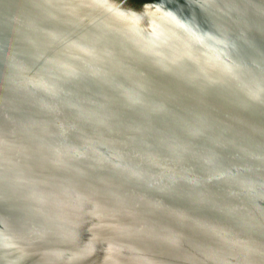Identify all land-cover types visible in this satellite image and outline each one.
Wrapping results in <instances>:
<instances>
[{
	"label": "water",
	"instance_id": "water-1",
	"mask_svg": "<svg viewBox=\"0 0 264 264\" xmlns=\"http://www.w3.org/2000/svg\"><path fill=\"white\" fill-rule=\"evenodd\" d=\"M264 0H0V264H264Z\"/></svg>",
	"mask_w": 264,
	"mask_h": 264
},
{
	"label": "snow or ice",
	"instance_id": "snow-or-ice-1",
	"mask_svg": "<svg viewBox=\"0 0 264 264\" xmlns=\"http://www.w3.org/2000/svg\"><path fill=\"white\" fill-rule=\"evenodd\" d=\"M260 100H261L262 103H264V94H262V95L260 96ZM260 254H261L262 256H264V247H262V248L260 249Z\"/></svg>",
	"mask_w": 264,
	"mask_h": 264
}]
</instances>
